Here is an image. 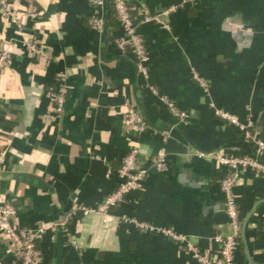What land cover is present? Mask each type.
<instances>
[{"label":"crops","instance_id":"crops-1","mask_svg":"<svg viewBox=\"0 0 264 264\" xmlns=\"http://www.w3.org/2000/svg\"><path fill=\"white\" fill-rule=\"evenodd\" d=\"M0 1L9 6L7 15L0 12V44L10 54L9 66L0 68V209L14 210L15 226L47 227L80 206H97L117 186L109 171L132 147L139 149V169L158 156L169 163L165 173L150 171L108 216L77 211L69 230L78 248L61 233L43 235L41 264H198L173 240L122 224L123 215L172 228L202 252H218L213 238L232 233L220 188L224 172L201 155L224 151L264 164L258 146L217 115L222 110L242 122L251 116L264 139V0L192 6L128 0L137 19L141 8L155 14L179 7L169 28L154 23L138 29L148 49V75L114 44L121 31L110 27L111 7L106 32L98 33L90 28L89 0ZM35 41L39 58L27 50ZM59 73L69 79V94L57 117L52 89ZM149 85L190 115L187 127L178 126ZM131 101L148 123L144 134L124 127ZM235 192L242 220L236 262L264 264V176L247 172ZM13 260L14 244L0 230V264Z\"/></svg>","mask_w":264,"mask_h":264},{"label":"built area","instance_id":"built-area-1","mask_svg":"<svg viewBox=\"0 0 264 264\" xmlns=\"http://www.w3.org/2000/svg\"><path fill=\"white\" fill-rule=\"evenodd\" d=\"M199 0H186L184 3L190 6ZM117 20L120 23V34L114 37V44L124 53H131L134 59L139 63L144 75H148L146 65L149 61L148 49L145 41L139 36L138 29L144 24H158L169 28L168 19L175 13L179 7L171 6L158 13H152L146 8L139 11V20L135 18L128 4V0H112ZM91 8L90 28L98 33L105 32L107 28L106 10L108 0H89ZM0 12L3 15L9 13V6L5 1H0ZM36 16L35 13L32 14ZM28 53L33 57H41L43 52L40 43L35 41L27 46ZM10 63V54L4 43L0 44V68L6 69ZM195 78L200 85L208 91L207 84ZM150 90L160 98L170 112L177 118L179 127H187L190 123V115L180 109L175 102L162 96L155 86L149 85ZM69 94V79L67 75L59 73L55 80V87L52 89V97L55 104V114L59 117L64 109L66 98ZM217 115L227 121L230 126L238 129L244 140L254 142L261 153H264V141L258 138L256 133V123L249 116L246 121L242 122L238 117L228 114L225 111L218 110ZM124 127L128 132L137 135L144 134L148 131L149 126L145 118L138 112L137 105L131 101L126 104V114L123 120ZM171 132L162 134V140L170 139ZM138 148H130L121 162L120 168L115 173L109 171V176L116 175L117 186L113 192L106 195L102 202L95 207L80 206L71 211L66 219L60 223H53L47 227L22 228L14 225L13 220L15 212L10 207L0 209V230L7 233L14 244V260L12 264H41L42 252L38 247L41 237L50 234L53 239L58 233L65 236L67 245L72 248H78L77 240L72 236L69 225L74 220L77 211L84 215L108 216L113 209L119 208L125 202L127 197L138 191L141 184L148 177L150 171L165 173L169 170L168 160L164 156L155 157L154 160L138 168ZM214 160L223 170V176L220 180L221 192L225 199L226 214L230 219L232 233L230 235L217 234L213 240L219 245L218 252L206 250L200 251L197 246L193 245L185 236L178 234L174 229L169 227H157L151 223L139 221L126 215L120 217L122 224H132L137 230L146 233H155L181 245L186 251L191 253L198 264H238L236 254L241 245L242 220L240 208L238 205L236 188L242 175L247 172H253L258 176H264V164L255 157L251 156H232L224 151L216 154H202ZM85 264V263H81Z\"/></svg>","mask_w":264,"mask_h":264},{"label":"trees","instance_id":"trees-1","mask_svg":"<svg viewBox=\"0 0 264 264\" xmlns=\"http://www.w3.org/2000/svg\"><path fill=\"white\" fill-rule=\"evenodd\" d=\"M110 27H112V29L120 28V23L117 20V16H116V13H115V9H114L112 0H111ZM261 140L264 141V139H261ZM118 169L114 170V172L116 173ZM115 177H116V175H115ZM18 264H20V263H18Z\"/></svg>","mask_w":264,"mask_h":264},{"label":"water","instance_id":"water-1","mask_svg":"<svg viewBox=\"0 0 264 264\" xmlns=\"http://www.w3.org/2000/svg\"><path fill=\"white\" fill-rule=\"evenodd\" d=\"M110 7H111V0H108V8L110 9ZM107 21V20H106ZM107 29V28H106ZM105 32H106V30H105ZM68 213V212H67ZM251 217V216H250ZM249 219V218H248ZM248 219H247V221H248ZM247 221L245 222V224H244V227H246V224H247ZM250 259V258H249Z\"/></svg>","mask_w":264,"mask_h":264}]
</instances>
